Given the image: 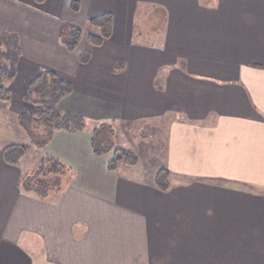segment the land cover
<instances>
[{
    "label": "crops",
    "instance_id": "0c3cea01",
    "mask_svg": "<svg viewBox=\"0 0 264 264\" xmlns=\"http://www.w3.org/2000/svg\"><path fill=\"white\" fill-rule=\"evenodd\" d=\"M105 12L103 45L67 48L65 27ZM8 31L22 96L57 71L86 127L38 143L62 171L40 196L4 158L28 138L0 102V264H264V0H0ZM91 121L145 131L148 160L111 171Z\"/></svg>",
    "mask_w": 264,
    "mask_h": 264
},
{
    "label": "trees",
    "instance_id": "16d2710c",
    "mask_svg": "<svg viewBox=\"0 0 264 264\" xmlns=\"http://www.w3.org/2000/svg\"><path fill=\"white\" fill-rule=\"evenodd\" d=\"M45 1V0H41ZM73 27V26H72ZM87 38L91 47L101 46L108 38L111 37L113 30V16L109 12L102 13L89 19L87 23ZM86 27V28H87ZM66 28V27H65ZM71 39H64L66 46L70 50H75L83 38V30L76 26L71 32ZM22 54L20 38L14 32L0 33V99L8 100L11 97V91L5 86V81L12 80L16 76L18 60ZM81 61L85 62L90 57V49L80 54ZM72 91L71 84L60 78L53 70H43L35 76L28 84L27 98L32 94L39 95L38 101L34 102L25 115L20 119L27 129L33 117H38V121L47 127V135L39 144H45V140L57 130L82 131L86 127V121L82 116L69 112H63L59 108V102ZM107 129L105 124L92 130V149L96 155H107L111 153L112 159L108 167L111 171H117L120 164L135 166L137 157L131 151L124 148H113V145L106 142L103 136L104 130ZM29 145L11 144L3 150L4 158L9 164L17 165L26 155ZM57 160L49 163V168L56 174L61 175ZM169 170L160 169L155 177L156 185L166 190L169 185ZM60 182V179H59ZM24 187L27 190L34 191L40 196H45L47 190H40L36 187L31 179L24 181Z\"/></svg>",
    "mask_w": 264,
    "mask_h": 264
},
{
    "label": "rangeland",
    "instance_id": "374dc122",
    "mask_svg": "<svg viewBox=\"0 0 264 264\" xmlns=\"http://www.w3.org/2000/svg\"><path fill=\"white\" fill-rule=\"evenodd\" d=\"M78 20H79V17H78ZM74 27L76 26L67 27L64 29L66 31L65 33L66 40L71 39L70 35ZM86 27H82L81 29L83 30V38H85V40L88 41V38H87L88 27L87 28ZM82 45L83 44L79 43L75 51H78V52L81 51ZM84 51L85 50H83L82 52ZM54 72L60 78H62L59 72L57 71H54ZM26 76L27 74L24 73V75L20 76L19 80L15 81L16 78L14 77L12 80L5 81V86L10 91L12 90L11 97L8 100L0 99L1 103H5V105L10 106L13 111L16 110V112H18V110H23L24 115L25 113L29 111V109L32 106H34V102L38 101L40 97L37 94H32L31 98L28 99L26 97L27 92H28V87H26L25 95L22 96L23 87H24L23 84L26 79ZM67 96H65L63 99H65ZM63 99L61 101H63ZM61 101L58 104L61 111L65 113L69 112L61 108L60 106ZM69 113H72V112H69ZM23 114H20V116ZM72 114H75V113H72ZM20 116H19V121L24 127V124L21 121ZM38 119H39L38 117H33V120L31 123H29V125L27 126V129L24 127L27 133L28 140L25 139L24 141L25 143L17 144V145H24V144L29 145V150L26 153V155L23 157V159L21 160L20 166L23 168V176H24L23 182L27 179H31L33 183L35 184V186L39 187L41 191L47 190V192H49V190H51L52 188H59L60 186L59 179L62 180V176L61 178H59L60 177L59 174H56L53 171H51V169L49 168V163L46 159V155L42 149V146L38 144V142H41L45 139L47 132H48L46 125L38 121ZM96 124L97 126L93 124V121L90 122V126L93 129L100 127L102 124H105V127H107V129H103L104 130L103 136L106 138V142H109L110 144L113 145V148H124L128 151H131L137 157V164L140 161L148 160L149 156H148L147 150H145L147 149V146L142 141L146 138L145 131H135L134 129L136 128L135 125L133 127H129L125 123L124 124L117 123L113 126L110 122L96 123ZM109 155H111V153H109Z\"/></svg>",
    "mask_w": 264,
    "mask_h": 264
}]
</instances>
